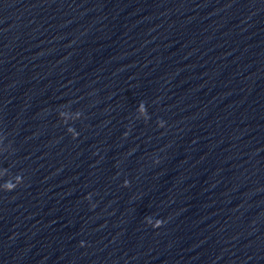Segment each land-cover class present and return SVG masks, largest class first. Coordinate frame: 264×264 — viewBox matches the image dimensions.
<instances>
[{
	"label": "clouds",
	"instance_id": "9594fccd",
	"mask_svg": "<svg viewBox=\"0 0 264 264\" xmlns=\"http://www.w3.org/2000/svg\"><path fill=\"white\" fill-rule=\"evenodd\" d=\"M137 111L140 112V113L144 116V119H145L146 122H148V121L151 119V117H150V115H149V113H148V110H147L146 104H145L143 101H141V102L138 104ZM63 115H64V114H63L62 112L59 113V117H60V118H62ZM165 123H166V122H165L163 119H158V120L156 121L157 127H159V128H163V127H165ZM67 131L72 132V137H73V139H75V138L79 135L78 133L73 132L72 128H70V127L67 128ZM124 135L127 136V135H128V132H125ZM157 162H158V161H157ZM19 179H20L21 183H23V176H20ZM18 186H20V184L8 183V184L6 185V191H7V192H12V191H14ZM128 186H129V181H128V180H125V181H124V187H128ZM85 199H87V200L90 202V206H91L93 209L96 207L95 203H92V193H89V194L85 197ZM145 221H146V224L149 225V226H151L153 229H159V228L162 227L163 224L165 223L164 220H162V219H154V218L151 217V216L145 217ZM83 246H84V243L81 242V247H83Z\"/></svg>",
	"mask_w": 264,
	"mask_h": 264
}]
</instances>
